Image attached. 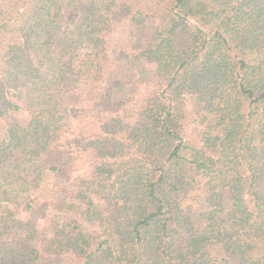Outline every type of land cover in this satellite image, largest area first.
<instances>
[{
    "label": "trees",
    "instance_id": "1",
    "mask_svg": "<svg viewBox=\"0 0 264 264\" xmlns=\"http://www.w3.org/2000/svg\"><path fill=\"white\" fill-rule=\"evenodd\" d=\"M0 264H264V0H0Z\"/></svg>",
    "mask_w": 264,
    "mask_h": 264
}]
</instances>
